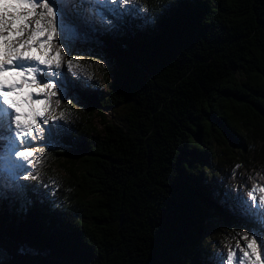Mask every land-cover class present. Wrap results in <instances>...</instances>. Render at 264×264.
Here are the masks:
<instances>
[{
	"label": "trees",
	"instance_id": "obj_1",
	"mask_svg": "<svg viewBox=\"0 0 264 264\" xmlns=\"http://www.w3.org/2000/svg\"><path fill=\"white\" fill-rule=\"evenodd\" d=\"M123 7L69 49L100 127L69 96L53 114L38 178L0 196V264H215L252 227L224 194L264 174V0Z\"/></svg>",
	"mask_w": 264,
	"mask_h": 264
},
{
	"label": "snow or ice",
	"instance_id": "obj_2",
	"mask_svg": "<svg viewBox=\"0 0 264 264\" xmlns=\"http://www.w3.org/2000/svg\"><path fill=\"white\" fill-rule=\"evenodd\" d=\"M136 0H0V188L11 184L21 195L25 185L21 179L36 180L31 171L21 177L20 172L32 165L37 149L28 147L37 139L44 141L49 122L66 119L45 117L50 108V98L67 94L69 78H61L64 64L62 53L70 49L71 42L87 39L81 34V25L105 30L115 25ZM71 9V11H68ZM27 38H25V34ZM59 36L61 47L53 51L51 45ZM42 48L43 52L37 51ZM73 56L66 62L67 71L73 74L70 82L88 86L91 76H82L79 60ZM41 81H45L41 83ZM27 86L32 89L26 93ZM43 96L44 99H40ZM60 99L56 100L59 106ZM71 103V101H69ZM42 106V107H41ZM55 111V109H53ZM65 130L64 125L53 123L47 128L48 139ZM46 142V141H45ZM39 163V160L36 161ZM241 165H236L239 169ZM235 174V173H234ZM246 194L225 192V201H232L231 210L252 225L241 234L242 245L237 240L235 248L217 254L215 264H264V174L256 173Z\"/></svg>",
	"mask_w": 264,
	"mask_h": 264
},
{
	"label": "rangeland",
	"instance_id": "obj_3",
	"mask_svg": "<svg viewBox=\"0 0 264 264\" xmlns=\"http://www.w3.org/2000/svg\"><path fill=\"white\" fill-rule=\"evenodd\" d=\"M108 19H110L112 21L115 20L111 16H109ZM147 22H149V21H147ZM97 29L98 28H96V30ZM27 34L28 33L25 34V38H27ZM82 35H84V34H82ZM79 40H81V39H79ZM74 41L75 40H73L72 42H74ZM72 42H71V44H72ZM51 47H52L53 51H55V50H57V49H59L61 47V41H60L59 36L57 37L56 41L53 42V44L51 45ZM37 51H39V52L42 53L43 52V49L38 47L37 48ZM68 55H70L69 48L68 47H65V51H64V53H62L64 64H63V66L61 68V72L64 74V76L61 77V78H69L68 80H66V83H68L67 94L66 95H59L58 94L57 96L50 98V108L48 109V111L45 112V117H49L50 115H53L54 113H56L57 109L64 103V100L66 99V97L69 96L71 98V101H72V104H73V108H74V110H76L75 111L76 115L77 114H82L83 115L84 112H85V109H86V107L84 105H81L82 106L81 109H79L77 107L80 104V100L86 102L87 104L88 103L91 104V106L94 107V109L91 112V120H92V123H94L97 127H100L98 125V123H97L98 122V116H97V114L95 112L98 109V107H96V105H94V102L91 99H89L88 97H86L87 95H85V94L81 95L80 94L81 90L77 87V84L70 82L71 81L72 73H70V72L67 71V67H66V64H65L66 60L68 59ZM70 57H73V56H70ZM88 57H90V56H88ZM79 58H82V56L79 55ZM88 65L89 66H92L93 68H95L94 69V74L99 75V78H100L101 77L100 74H101V71L104 68L105 63L100 58L99 59H96L95 58L93 60V62L90 63V64L88 63ZM109 78H110V76H109ZM43 82H45V81H41V83H43ZM101 84H102V82H101ZM31 90L32 89H30L27 86H25L23 92L26 93V92L31 91ZM102 90H103V88L100 89V91H102ZM40 99H44V97L41 96ZM57 99H60V101H61V103L59 104V106L56 105V100ZM53 109H55V111H53ZM102 112L106 116V118H109L108 117V112L109 111L107 109L106 110H103ZM114 115H115V113H114ZM51 122L52 121L49 122V125L51 124ZM66 124H68V122L63 123L64 126H66ZM49 125H42V127L45 128L44 141H41V140L37 139L36 141H34L30 145H28V147H31L33 149H37V151H36V154L31 158L32 161H33L32 165L28 166L25 171H21L20 172V176L27 175V173L32 168H34V166L37 164L36 161L37 160L40 161L41 154L42 153H45V151L52 152V150L54 149V146L55 145H54L53 139H51V140L48 139L47 128L49 127ZM51 160L52 159L49 158V161L50 162H51ZM211 160L213 161L214 159H211ZM55 162H56V160H52L51 163H55ZM54 170L55 171L57 170L56 172H58V174L62 178L64 177L63 173L60 172L57 168H54ZM3 188H5L4 191H2V189L0 188V196L1 195H7L8 193L11 194L12 192H15V190H16L11 184H8L7 186H5ZM210 213H212L211 216L213 218H215L218 222H220V217L217 215L219 212L218 213L217 212L215 213L212 210ZM237 216H238V218L240 217L239 215H237ZM234 218H236L235 215H233V217H230L229 219L232 220ZM246 222H247V224H249L248 221H246ZM240 242H241L242 245L244 244V241L242 239H240ZM261 252H262V257H264V248L261 249Z\"/></svg>",
	"mask_w": 264,
	"mask_h": 264
},
{
	"label": "bare ground",
	"instance_id": "obj_4",
	"mask_svg": "<svg viewBox=\"0 0 264 264\" xmlns=\"http://www.w3.org/2000/svg\"><path fill=\"white\" fill-rule=\"evenodd\" d=\"M23 91H24V89H23Z\"/></svg>",
	"mask_w": 264,
	"mask_h": 264
}]
</instances>
